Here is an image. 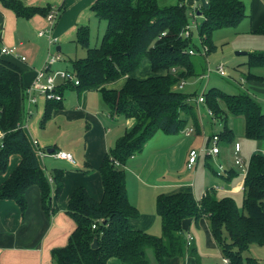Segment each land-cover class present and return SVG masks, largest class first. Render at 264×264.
Masks as SVG:
<instances>
[{"label":"trees","instance_id":"16d2710c","mask_svg":"<svg viewBox=\"0 0 264 264\" xmlns=\"http://www.w3.org/2000/svg\"><path fill=\"white\" fill-rule=\"evenodd\" d=\"M1 1L22 18L35 13L46 16L51 9L29 8L17 0ZM183 1L160 5V0H96L91 11L106 24L100 44L90 47L88 26L77 29L75 41L86 49L85 57L71 61L78 84L61 83L58 92L63 95L68 88L78 93L98 91L111 117L132 118L135 125L116 140L99 166L101 200H94L83 187L71 193L66 213L76 226L67 245L52 250L53 264H107L111 258L122 264H149L148 248L156 263L164 264L166 258L184 257L191 252L182 230L183 221L189 218L208 220L210 233L227 264H245L243 253L251 245L264 246V154L260 151L253 152L249 159L241 208L231 197L217 198L212 189L200 200L189 192L159 194L155 209L161 223L160 236L137 230L131 224L139 211L128 198L124 169L128 159L140 153L157 132L173 135L190 124L195 131L200 126L190 96L176 90L182 81L196 74L194 54H189V50L196 51L192 35L182 36L190 17ZM196 2L201 14L197 32L208 52L215 50L211 39L215 30L235 28L247 16L242 0ZM254 33L264 35V22ZM247 54L249 68L264 67V52ZM144 59L149 61L152 75L133 77ZM22 75L17 64L0 57V172L7 170L11 156L20 157L17 167L0 185V200H13L23 215L28 208L26 191L36 186L41 208L50 217L56 212L51 191L55 190V197L60 195L63 173L55 169L49 181L37 152L40 149L20 127L26 105ZM121 78H125L121 88L107 87ZM203 95V105L222 125L216 134L220 145L228 146L235 140V132L228 126L229 116L243 118L245 138L264 140V111L250 95L227 94L216 88ZM60 102H46L42 125ZM94 240L96 248H92Z\"/></svg>","mask_w":264,"mask_h":264},{"label":"crops","instance_id":"0c3cea01","mask_svg":"<svg viewBox=\"0 0 264 264\" xmlns=\"http://www.w3.org/2000/svg\"><path fill=\"white\" fill-rule=\"evenodd\" d=\"M17 1L29 8L56 7L60 10L52 30V37L56 38L57 41L50 45L47 36L38 35L39 31H44L47 28L45 15L35 13L28 18L17 17L15 12L6 7L0 0V50L2 47H15L19 56L25 57V60L22 61L3 56L21 68L24 87H28L36 70L42 66L49 54L56 53L59 55L60 60L53 64L51 69H60L63 53L68 51L70 44L75 41L77 29L82 26L90 27L98 20L91 11V6L96 0ZM163 1L166 3L164 5H174L178 0ZM186 1L190 5V11L197 4L196 0ZM199 18L201 19V16H198L197 20ZM243 21L247 22L248 33L251 36H264L254 33L264 22V1L253 0L251 12ZM258 44L251 46L249 52H264V48H259L260 45ZM247 53L245 55H248ZM200 59L203 57L200 56ZM242 68L245 69V72L242 73L243 83H239V85L247 90L248 95L260 103L264 111V67L249 68L243 62ZM249 73L257 79L252 78ZM107 87L116 89L111 86V83ZM92 92L98 91H84L68 98H65L64 92L60 107L52 111L50 120H47L43 125L41 115L47 101L39 93L34 94L37 102L31 109L32 114L27 121L25 132L31 142H37V147L42 152L45 150L40 162L43 170L46 169L44 173L47 172L45 174L49 181H51L49 170L59 169L62 171L63 188L58 197H55V190L52 188L51 203L56 208V212L50 217L41 208L40 193L36 186L30 187L26 191L28 208L23 215L13 200H0V264H53L52 250L65 247L76 226L74 220L66 213L73 190L83 187L94 200H101L103 188L99 166L116 140L135 125V120L111 117L107 105L104 106L101 102L93 103L97 97L92 95ZM202 110L206 114L209 124L221 125L207 113L204 105ZM199 120L198 131L193 130L192 126L189 125L178 134L167 135L157 132L140 153L132 156L126 162L124 169L128 198L130 203L139 211L138 217L131 222L135 229L160 236L161 223L155 209V200L159 194L189 192L196 200H200L206 191L211 189L217 198L226 195L219 197L216 193L227 190H229L228 193H231V190L236 191V188L230 184L235 173L232 169H226L223 164L220 165L224 169L222 173L224 177L221 176L222 180L220 181H212L204 174L198 176L202 170L198 168L201 160L202 164L204 163L209 167L214 174L213 166L209 164L208 160L216 157L223 159L221 157L223 153L228 151L227 148L229 147V145L221 146L219 144V151L216 155L208 154V139L215 134L213 131H209L208 123L203 115ZM238 126V133L244 136V120L243 127L239 121ZM229 127L235 132L234 127L231 125ZM190 128L192 132L186 134L185 131ZM62 136L65 137V141L62 140ZM186 139H189L188 145ZM234 144L231 147L232 156ZM60 145H63L64 149H59ZM196 145H201L200 149L203 150L200 152L197 161L188 167L189 151L195 149ZM225 147L227 148L224 149ZM49 149L50 152H48ZM58 150L70 153L73 162L51 155ZM256 151L264 152V140L257 141ZM204 152L206 153L203 156ZM241 153L242 147L240 146L238 154ZM19 162L20 157L18 155L11 156L7 170L0 172V185L8 178ZM88 169L90 171L87 172ZM215 183L221 186L214 189ZM239 190L243 193V187ZM182 230L185 238L186 235L192 237L189 247L191 252L184 257L166 258L164 264H225L205 217L197 221L192 218L184 220ZM253 245L245 251L249 252L251 248H254L253 253L251 251L248 254L243 253L244 263L264 264V246L253 247ZM107 264L122 263L117 258H111Z\"/></svg>","mask_w":264,"mask_h":264},{"label":"rangeland","instance_id":"374dc122","mask_svg":"<svg viewBox=\"0 0 264 264\" xmlns=\"http://www.w3.org/2000/svg\"><path fill=\"white\" fill-rule=\"evenodd\" d=\"M264 1V0H263ZM242 2L245 5V10L247 15L251 12V5L253 0H242ZM166 4L165 1L160 0V5ZM186 9L190 12V5L189 3L184 0L182 2ZM201 21L199 18L196 22L197 24ZM100 24H99V23ZM189 30L192 33L191 37V43L194 49L197 51L196 54L193 55L192 60L194 63L195 68V75L190 77L188 80H185L183 86H177L176 90L184 95L190 96L191 104L194 107L195 113L197 115L198 121L201 119V115H203V118L205 121H207V125L209 127L210 132H214V134H218L222 128V125L219 124H209L208 119L204 111L202 110L201 104H197L196 100L197 98L204 92L208 91L211 88L219 89L227 94H248L246 89H243L239 83L242 82V73L245 72V69L242 68L243 62L247 64L249 56L248 55H237V52H249V48L251 46H257V44L261 41H264V36H251L248 33V27L247 22L243 21L241 22L237 27L232 28H221L218 30H215L212 34V43L215 46V50L212 52H208L206 55L202 53L203 51V45L202 42L198 36L197 27L193 23L192 19L189 17ZM105 22L102 20H96L93 25L89 27V44L90 47L98 46L101 42L102 35L104 33L105 29ZM259 35V34H257ZM261 44H264V42H260L258 45H260L259 48H264V46H261ZM242 48V49H241ZM244 48V49H243ZM54 48V52H55ZM199 51V52H198ZM86 56V49L82 48L81 46L77 45L76 41L72 42L70 44V48L68 51H64L63 58H62V66L60 69H54V70H62V71H68L72 73L71 70V61L79 58H83ZM200 56L203 57V59H200ZM219 65H223L226 75L220 76L216 72V68ZM152 75V72L150 70L149 61L147 59H144L139 68L132 74L133 77L138 79H144ZM125 82V78H121L116 80L115 82L111 83V86L119 89L123 86ZM114 83V84H113ZM110 84V83H109ZM245 85V84H244ZM246 86V85H245ZM78 93L75 89H66L65 90V98H68L70 96H76ZM92 95H95L97 97V100L93 103L101 102L102 105H106L102 99V95L99 92H92ZM251 96V95H250ZM205 107V106H204ZM206 108V107H205ZM56 109V108H55ZM207 110V108H206ZM53 111V110H52ZM44 111L42 112V117L44 115ZM52 115V113H51ZM51 118V116H50ZM49 118V120H50ZM238 121L241 123L243 127V118L242 117H229L228 126H232L235 128L236 137L233 143L229 145V147H225L224 149H228L227 152L223 153L222 157L220 158H211L208 160L209 164L213 166V173L207 167L204 163L202 164V160L199 163L200 173L198 176H202L203 174L208 176L210 180L220 181L221 176H223L222 172L219 170V165L223 164V166L227 169H232L235 173V177L231 180V186L236 188V191H232L231 193H228L229 190L224 192L216 193L217 196L222 197L224 195L231 197L235 200L238 207L241 208L242 206V200H243V193L239 190L243 187L244 183V175L247 172L248 169V163L249 159L251 157V154L256 151L257 149V141L250 140L245 138L243 135H240L238 133ZM235 122V123H234ZM191 125V124H190ZM192 126V125H191ZM193 128V126H192ZM191 129V128H190ZM194 130V128H193ZM62 140L65 141V137H61ZM191 141V140H190ZM187 145L189 142V139H186ZM237 142L242 147V153L239 155L243 160L244 163L242 166H235L233 163V156H232V150L231 147L233 144ZM201 145H196L195 150H199ZM221 146H224L223 144ZM66 147V145H65ZM205 147V146H204ZM59 149H64L63 145H60ZM206 152L203 153V156ZM46 170V169H44ZM50 173L53 172V170H49ZM45 173H47L45 171ZM224 177V176H223ZM217 186H221L220 184H214L213 188H217ZM238 189V190H237ZM218 192V191H216ZM233 194V195H231ZM224 196V197H226ZM73 232V231H72ZM68 243V241H67ZM66 243V245H67ZM65 245V246H66ZM253 247H259L256 245H253ZM251 253L254 252V248H251ZM249 251V252H250ZM249 252H245L248 254ZM146 256L148 258L149 264H156L152 250L148 248L146 250Z\"/></svg>","mask_w":264,"mask_h":264},{"label":"built area","instance_id":"2783aa9c","mask_svg":"<svg viewBox=\"0 0 264 264\" xmlns=\"http://www.w3.org/2000/svg\"><path fill=\"white\" fill-rule=\"evenodd\" d=\"M207 1V0H206ZM60 14V10L56 7H51V9L49 10L48 14L45 16L46 18V22H47V28L44 31H39L38 35L40 36H47L48 38V43L51 44H55L57 39L52 37V30L54 28V25L59 17ZM190 18L192 19L193 23L196 25L197 27V18H198V5L196 4L193 9L190 11L189 13ZM191 32L189 30V25L186 26L185 30L182 33V36L184 38L190 37L191 36ZM203 45V54H207L208 52V48L206 45ZM199 52V51H198ZM197 53V51L194 50H189V54L193 55ZM0 54L1 56H9V57H13L15 59H19L24 61L25 57H21L19 56V54L17 53L15 47H2L0 50ZM60 60V57L58 54L54 53V54H49V56L46 58V60L44 61V63L42 64V66L36 70L33 80L31 82V84L26 87L25 93H26V105H25V112H24V119L20 124V127L22 129H26L27 128V121L29 119V117L32 114V107L33 105H35V103L37 102V98L34 95L36 92L39 93L40 95H42L44 97V99L46 101H61L62 100V95L58 92L57 88L59 87V85L61 83L65 84V83H73L74 85L78 84V80L76 79L75 75L73 73H70L68 71H62V70H52L51 67L53 64H55L56 62H58ZM216 72L220 75V76H225V70L223 65H219L216 68ZM184 81H182L179 86H183ZM197 104H203L204 103V95L203 93L197 98L196 100ZM207 113L212 116V112L207 109ZM192 132V129H187L185 131L186 134H190ZM3 137V134L0 132V140ZM32 144L37 147V142L33 141ZM209 146L206 147L208 148V154H214L216 155L219 151V142H218V136L215 134L211 137L210 139V143ZM203 149L200 150H195L192 149L189 151V155H188V162H187V166L191 167L198 159L200 152ZM239 150H240V146L238 143L234 144V152H233V161L234 164L236 166H242L244 161L242 160V158L239 156ZM39 157H43L44 153L40 150H37ZM264 154V152H263ZM52 156H54L55 158H59V159H65L67 161H71L73 162V157L70 153L66 152V151H54L53 153H51ZM219 170L223 173L224 169L223 167L220 165L219 166ZM246 174V173H245ZM93 228H95V225H93ZM192 240L191 235H186V242L188 245H190ZM224 263L227 264V259H223Z\"/></svg>","mask_w":264,"mask_h":264},{"label":"water","instance_id":"95a60500","mask_svg":"<svg viewBox=\"0 0 264 264\" xmlns=\"http://www.w3.org/2000/svg\"><path fill=\"white\" fill-rule=\"evenodd\" d=\"M198 16H201L200 12H198ZM237 55H245L246 52H237ZM48 152H50V149L48 150ZM97 247V242L96 240H94L93 244H92V248H96Z\"/></svg>","mask_w":264,"mask_h":264}]
</instances>
